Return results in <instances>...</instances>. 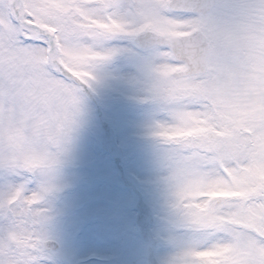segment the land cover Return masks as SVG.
<instances>
[{"label": "snow or ice", "instance_id": "snow-or-ice-1", "mask_svg": "<svg viewBox=\"0 0 264 264\" xmlns=\"http://www.w3.org/2000/svg\"><path fill=\"white\" fill-rule=\"evenodd\" d=\"M133 49L167 117L150 131L178 230L163 264H264V0H0V264H39L85 90Z\"/></svg>", "mask_w": 264, "mask_h": 264}, {"label": "rangeland", "instance_id": "rangeland-1", "mask_svg": "<svg viewBox=\"0 0 264 264\" xmlns=\"http://www.w3.org/2000/svg\"><path fill=\"white\" fill-rule=\"evenodd\" d=\"M118 46L132 49L128 41ZM134 51L120 53L99 66L88 90L125 148L127 176L152 208V229L159 241L155 254L163 262L176 251L172 237L178 230L172 224V192L163 179L168 175L161 164L163 146L150 131L155 122L167 117L157 111L154 101L144 99L148 93L138 81ZM97 112L85 93L77 126L51 180L54 190L42 205L49 218L48 238L60 240L61 248L45 251L39 264H145L146 243L133 226L136 197L121 185L109 156L99 148ZM108 171L109 178L105 176ZM28 188L35 189L36 183Z\"/></svg>", "mask_w": 264, "mask_h": 264}, {"label": "water", "instance_id": "water-1", "mask_svg": "<svg viewBox=\"0 0 264 264\" xmlns=\"http://www.w3.org/2000/svg\"><path fill=\"white\" fill-rule=\"evenodd\" d=\"M101 116L99 115V118ZM101 122V140L100 147L111 155L112 160L117 165L118 175L121 182L128 187H132L133 184L127 180L123 172L124 157L121 148L117 145L114 139V131L109 124L103 120ZM136 216L135 226L142 237L147 241V264H161L154 256V249L157 245L156 239L152 235L150 229V223L152 220V212L149 206L143 202L141 194H139L138 200L135 204ZM59 248V244L55 240L48 239L46 242L47 250H56Z\"/></svg>", "mask_w": 264, "mask_h": 264}, {"label": "clouds", "instance_id": "clouds-1", "mask_svg": "<svg viewBox=\"0 0 264 264\" xmlns=\"http://www.w3.org/2000/svg\"><path fill=\"white\" fill-rule=\"evenodd\" d=\"M66 147H67V145H66ZM45 163H46V162L43 161L42 159H35V160L32 161V165H33L34 167H39V166H41V165H43V164H45Z\"/></svg>", "mask_w": 264, "mask_h": 264}]
</instances>
